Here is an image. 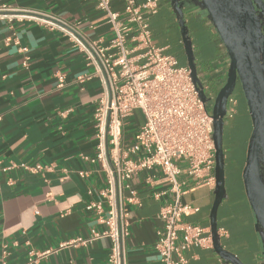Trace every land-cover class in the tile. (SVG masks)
Wrapping results in <instances>:
<instances>
[{"label": "crops", "instance_id": "1", "mask_svg": "<svg viewBox=\"0 0 264 264\" xmlns=\"http://www.w3.org/2000/svg\"><path fill=\"white\" fill-rule=\"evenodd\" d=\"M4 6L9 10L0 11V264H27L32 251L51 252L39 264H109L112 243L108 238L88 246L64 244L105 230L87 204L98 200V192L107 187L102 164L93 162L99 153L95 113L103 88L96 78L79 81L92 69L70 34L108 46L114 37L111 25L94 0H0V9ZM123 8L122 0L112 1L114 11ZM18 14L54 22L55 26L8 18ZM185 19L198 74L213 93L211 85L221 87L226 79L228 52L206 12L186 7ZM125 25L129 27L127 22ZM150 27L155 44L175 56L181 66H188L170 0H160ZM173 35L179 40L178 49ZM131 36L133 33L127 34ZM244 108L240 107L242 113ZM141 119V114L135 113L126 121L128 142H133ZM37 164L48 170L34 174L22 167ZM190 183L184 203L200 211L185 220L211 233L215 188ZM234 183L235 179L226 176L228 197L218 211V230L227 232L220 238L221 245L244 264H263L255 215L245 190ZM132 186L139 203L126 204L130 233L126 264H159L156 244L163 224L158 216L170 197L157 200L154 196L168 192L170 184L155 169L139 174ZM185 257L186 264H231L214 247H192Z\"/></svg>", "mask_w": 264, "mask_h": 264}, {"label": "built area", "instance_id": "2", "mask_svg": "<svg viewBox=\"0 0 264 264\" xmlns=\"http://www.w3.org/2000/svg\"><path fill=\"white\" fill-rule=\"evenodd\" d=\"M94 1L105 13L114 33L109 45L101 46L72 34L70 37L92 69L79 81L96 78L103 88L95 113L99 153L93 162L102 164L107 187L98 192V200L88 202L87 210L96 215L98 224L105 226V230L88 238L77 237L64 245L88 246L108 238L112 243L109 264H126V241L130 234L126 204L139 203L132 182L141 173L159 169L165 182L170 184L168 192L154 196L157 200L165 195L170 197L158 216L163 224L156 244L159 264H186L185 252L190 248H213L208 229L186 222L187 216L200 209L184 203V197L190 190V181L193 187H216L217 151L212 107L217 92L212 93L204 84L211 99L204 103L190 68L181 66L175 56L166 54L155 44L150 20L158 13L160 0L142 3L122 0L124 8L121 12L112 9L113 0ZM8 10L6 6L0 9ZM8 18L55 26L54 22L28 14ZM60 29L69 33L64 27ZM128 33L133 36L128 38ZM59 80L62 87L63 77ZM236 107L237 99L233 95L228 102L227 117L234 116ZM135 113L141 114L142 124L130 143L125 135L126 121ZM2 120L0 116V123ZM22 167L34 174L48 170L41 164ZM80 175L85 176V173ZM127 192L132 194L130 198H127ZM89 194L93 192L89 191ZM218 235L223 238L227 232L219 229ZM50 253L32 251L27 264H39L41 258Z\"/></svg>", "mask_w": 264, "mask_h": 264}, {"label": "water", "instance_id": "3", "mask_svg": "<svg viewBox=\"0 0 264 264\" xmlns=\"http://www.w3.org/2000/svg\"><path fill=\"white\" fill-rule=\"evenodd\" d=\"M181 31L187 65L204 103L207 96L198 74L192 40L185 19L186 7L207 13L230 59L226 81L218 90L212 107L216 144L215 200L210 215L215 251L231 264H244L226 250L218 235V211L227 199L224 128L230 97L238 85L247 102L252 132L248 141L246 164L242 172L245 194L255 215V229L263 245L264 258V0H170ZM264 264V263H263Z\"/></svg>", "mask_w": 264, "mask_h": 264}, {"label": "flooded vegetation", "instance_id": "4", "mask_svg": "<svg viewBox=\"0 0 264 264\" xmlns=\"http://www.w3.org/2000/svg\"><path fill=\"white\" fill-rule=\"evenodd\" d=\"M186 59V55H184ZM187 60V59H186ZM237 99L236 112L232 118L226 116L224 128V150L226 160V176L227 180L234 178L235 168L239 150L244 142V132L252 129V122L246 114L242 113L240 107L243 105L244 94L240 85L237 86L235 94ZM227 152V154H226Z\"/></svg>", "mask_w": 264, "mask_h": 264}, {"label": "rangeland", "instance_id": "5", "mask_svg": "<svg viewBox=\"0 0 264 264\" xmlns=\"http://www.w3.org/2000/svg\"><path fill=\"white\" fill-rule=\"evenodd\" d=\"M178 30H179V34H180L179 38L182 39L181 31H180V29H178ZM172 42L174 43L175 49H178L179 48V40L176 39V35H173L172 36ZM181 44L183 45V42ZM182 49H183V46H182ZM179 51H182V50L180 49ZM224 82H225V80L223 81V83ZM223 83H221V85ZM220 88L221 87H219L217 84H212L211 85V89L214 90V91H216V92H218V90ZM242 104L245 107L244 110H243V112L250 119L249 110H248V106H247V102H246V99L245 98L243 99V103ZM251 132H252V129H251V125H250V129L246 130L244 132V134H243V136H244L245 139H244V142L242 144V147L239 150V155H238V158H237L238 161H237L236 168H235V173H234L235 174L234 176L236 178L235 177L233 178V179L236 180V183H237V184L234 183V185H236L237 187H239L240 190H242V191H244V185H243V179H242V172H243V169H244L245 164H246L247 147H248V141H249Z\"/></svg>", "mask_w": 264, "mask_h": 264}]
</instances>
